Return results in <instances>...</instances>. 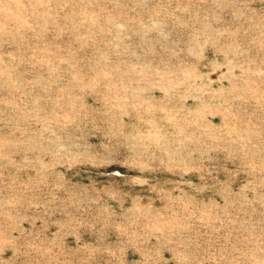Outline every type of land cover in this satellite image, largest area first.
<instances>
[{"label":"rangeland","instance_id":"374dc122","mask_svg":"<svg viewBox=\"0 0 264 264\" xmlns=\"http://www.w3.org/2000/svg\"><path fill=\"white\" fill-rule=\"evenodd\" d=\"M0 264H264V0H0Z\"/></svg>","mask_w":264,"mask_h":264}]
</instances>
